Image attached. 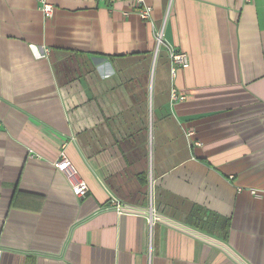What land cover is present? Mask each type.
Wrapping results in <instances>:
<instances>
[{
  "label": "crops",
  "instance_id": "1",
  "mask_svg": "<svg viewBox=\"0 0 264 264\" xmlns=\"http://www.w3.org/2000/svg\"><path fill=\"white\" fill-rule=\"evenodd\" d=\"M49 2L0 0V264H264V0Z\"/></svg>",
  "mask_w": 264,
  "mask_h": 264
},
{
  "label": "built area",
  "instance_id": "2",
  "mask_svg": "<svg viewBox=\"0 0 264 264\" xmlns=\"http://www.w3.org/2000/svg\"><path fill=\"white\" fill-rule=\"evenodd\" d=\"M41 9L46 17L53 15L55 7L49 2V0H39ZM136 4L135 13H137L142 19L151 21L152 19V6L146 3V0H134ZM155 39L157 42V50L161 46H165L168 50L169 58L173 67V74L175 75L177 70L185 68L189 65L190 60L186 52L177 50L170 44H168L164 38V30L160 29L155 32ZM187 98L186 95L179 93L175 88L172 89L170 95V103L175 104L176 102L183 101ZM57 167L61 171L68 173V178L74 193L77 196H83L88 191V186L83 180H76V170L73 168L70 160L67 156L62 153L61 160L56 163ZM110 203L114 207L115 211L120 214L132 213L135 208L124 204L120 199L115 196H110Z\"/></svg>",
  "mask_w": 264,
  "mask_h": 264
}]
</instances>
